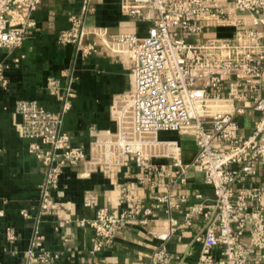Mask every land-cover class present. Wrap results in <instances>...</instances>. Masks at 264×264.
<instances>
[{
	"label": "built area",
	"instance_id": "1",
	"mask_svg": "<svg viewBox=\"0 0 264 264\" xmlns=\"http://www.w3.org/2000/svg\"><path fill=\"white\" fill-rule=\"evenodd\" d=\"M42 1L0 0V48L21 46L27 31L36 25L32 14ZM81 1V12L70 16L69 26L57 35L58 43L73 44L86 56L96 50V40L100 39L113 53L128 58L131 76L130 90L116 99V112L111 110L116 131L96 139L89 155L96 163L110 167L130 154L144 170L138 182L150 189H163L144 205L133 202L123 187L119 202L126 207L118 214L99 207L93 218H79L80 226L93 230L91 252L110 244L125 222L146 223L152 209L164 204L167 226L153 233L159 244L148 264L182 261V256L173 257L168 252L166 241L177 227L190 225L196 215L201 223L194 240L200 243V251L192 264H264V186L247 184L256 173L257 162L264 161V31L237 27L229 37L188 40L211 23H229L232 10L249 13L257 25L262 22L257 15L264 13V0H122L129 17L150 23L145 36L86 28L84 17L91 0ZM91 35L95 40H88ZM1 70L0 66L5 83ZM72 79L62 90L56 79L48 81L49 92L62 102L57 111L34 99L15 103L22 136L29 140L27 150L44 167L38 197L40 215L57 209L53 191L63 167L87 158L81 147L70 144L63 129L73 96ZM246 101L259 117L251 135L244 138L236 116L243 113ZM158 131L191 135L198 146L194 161L183 164L177 141L158 140ZM154 156L170 158L169 169L153 164ZM190 167L203 174L214 197L211 202L189 206L179 222L172 211L186 202V196L175 194L170 187L177 182L184 184ZM21 214L29 217L26 210ZM38 228L36 224L25 264H56L58 254L42 245ZM244 235L246 243L241 239ZM216 246L218 255L213 252Z\"/></svg>",
	"mask_w": 264,
	"mask_h": 264
},
{
	"label": "crops",
	"instance_id": "2",
	"mask_svg": "<svg viewBox=\"0 0 264 264\" xmlns=\"http://www.w3.org/2000/svg\"><path fill=\"white\" fill-rule=\"evenodd\" d=\"M81 6V0H43L32 14L36 25L27 31L21 46L0 48L1 76L5 81L0 78V264H25L36 224L42 245L58 254L56 264H148L159 244L153 233L164 231L167 226L165 207L160 204L152 209L146 223L125 222L110 244L91 252L93 230L77 223L79 218H93L99 207L118 214L126 207L119 202L123 187L129 190L133 202L144 205H149L163 192L162 188L150 189L138 182L144 170L137 166L132 155H124L110 167L96 163L89 155L96 139L116 131L111 110L115 108L116 112V99L130 90L131 76L128 58L113 53L100 39L96 40V50L86 56L73 44L58 43V33L69 26L71 15L81 12ZM257 17L262 18V22L254 25L249 13L232 10L228 15L229 23H211L203 33L190 35L188 40L199 42L210 37H229L237 27L264 31V13ZM84 25L88 29L105 28L108 34L145 36L150 23L129 17L122 8V0H91ZM88 40L93 41L95 37L91 35ZM262 76L264 82V70ZM71 77L73 96L63 119V129L70 136V144L81 147L87 158L63 167L53 191L57 209L40 215L38 197L44 167L27 150L29 140L22 136L21 116L15 111V103L34 99L44 108L57 111L62 102L49 92L48 81L56 79L62 90ZM227 85L226 79L225 90ZM262 93L264 95V86ZM258 117L250 102H244L243 113L236 116L242 137L251 135ZM156 137L177 141L183 164L194 161L198 146L191 135L158 131ZM151 162L169 169L171 159L154 156ZM185 178L184 184L177 182L170 187L175 194L186 196V202L172 211L179 222L189 206L211 202L214 197L211 184L201 172L190 167ZM247 184L264 186V161L257 162L256 173ZM22 210H26L29 217L22 216ZM200 223L196 215L190 225L179 226L170 235L166 241L168 252L173 257L182 256L181 262L173 260L170 264H192L197 260L200 243L194 237ZM241 239L247 242L246 235ZM213 252L218 255L219 247ZM262 256L264 262V251Z\"/></svg>",
	"mask_w": 264,
	"mask_h": 264
}]
</instances>
